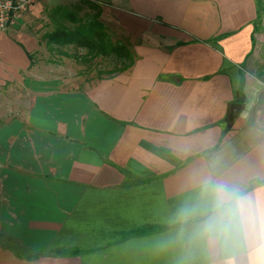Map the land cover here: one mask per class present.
Wrapping results in <instances>:
<instances>
[{
  "label": "crops",
  "instance_id": "crops-1",
  "mask_svg": "<svg viewBox=\"0 0 264 264\" xmlns=\"http://www.w3.org/2000/svg\"><path fill=\"white\" fill-rule=\"evenodd\" d=\"M100 1L129 54L108 78L21 79L0 33V86L20 85L0 119V264H249L258 231L226 253L195 237L204 178L264 186V0Z\"/></svg>",
  "mask_w": 264,
  "mask_h": 264
},
{
  "label": "rangeland",
  "instance_id": "rangeland-1",
  "mask_svg": "<svg viewBox=\"0 0 264 264\" xmlns=\"http://www.w3.org/2000/svg\"><path fill=\"white\" fill-rule=\"evenodd\" d=\"M107 7L100 0H58L54 3L39 0L38 6L6 32L7 38L24 52L28 60L29 66L20 71L21 79L29 78L25 71L38 63L56 67L62 71V75L78 77L85 82L101 80L120 72L128 60L118 52L123 37L107 27L108 21L104 16ZM77 28L90 35L94 43L97 39L91 33L102 30V45L109 48L106 54L98 55L77 43L54 44L48 41L47 36L57 30L74 31ZM4 50L0 49L2 52ZM6 55L11 59L16 56L8 50ZM19 88V83L13 80L0 86V119L12 116L13 98L16 95L13 91Z\"/></svg>",
  "mask_w": 264,
  "mask_h": 264
},
{
  "label": "clouds",
  "instance_id": "clouds-1",
  "mask_svg": "<svg viewBox=\"0 0 264 264\" xmlns=\"http://www.w3.org/2000/svg\"><path fill=\"white\" fill-rule=\"evenodd\" d=\"M202 200L203 217L195 238L210 251L226 253L241 237L258 231L262 242L250 252L249 264H264V186L252 193L238 184L208 176L202 181ZM198 207L184 210L183 220L195 214ZM220 264H237V260L225 255Z\"/></svg>",
  "mask_w": 264,
  "mask_h": 264
},
{
  "label": "trees",
  "instance_id": "trees-1",
  "mask_svg": "<svg viewBox=\"0 0 264 264\" xmlns=\"http://www.w3.org/2000/svg\"><path fill=\"white\" fill-rule=\"evenodd\" d=\"M79 29L80 28H77L74 31L57 30L48 35L47 38L49 42L54 44L77 43L82 47H85L87 50H90L91 52H96L98 55L106 54L109 48L107 49V47L105 48L102 45V39L104 37V33L102 30L91 33V35H94L97 39V42L94 43L91 40L90 35L81 32V30ZM118 50V52H121V56L127 60L129 54L126 49L123 47H119ZM128 65L129 64L124 65L120 71H124L128 67Z\"/></svg>",
  "mask_w": 264,
  "mask_h": 264
},
{
  "label": "built area",
  "instance_id": "built-area-1",
  "mask_svg": "<svg viewBox=\"0 0 264 264\" xmlns=\"http://www.w3.org/2000/svg\"><path fill=\"white\" fill-rule=\"evenodd\" d=\"M39 0H0V33L12 29Z\"/></svg>",
  "mask_w": 264,
  "mask_h": 264
},
{
  "label": "water",
  "instance_id": "water-1",
  "mask_svg": "<svg viewBox=\"0 0 264 264\" xmlns=\"http://www.w3.org/2000/svg\"><path fill=\"white\" fill-rule=\"evenodd\" d=\"M243 106L239 103H232L228 107V115L226 118V122L228 125H231L233 120L237 117V115L242 110Z\"/></svg>",
  "mask_w": 264,
  "mask_h": 264
}]
</instances>
